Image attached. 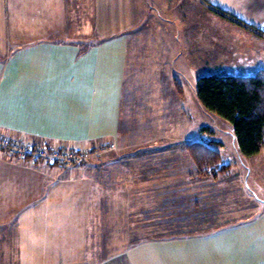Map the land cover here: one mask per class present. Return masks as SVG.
<instances>
[{
    "label": "crops",
    "instance_id": "1",
    "mask_svg": "<svg viewBox=\"0 0 264 264\" xmlns=\"http://www.w3.org/2000/svg\"><path fill=\"white\" fill-rule=\"evenodd\" d=\"M196 1L200 22L192 19L189 2L172 0L156 4L167 19H152V27L109 33L90 0L91 32L74 33L64 26L78 25L77 9L88 10L89 0H0V134L88 151L106 142L118 150L111 168L136 171L128 179L108 173L96 181L100 189L84 192L79 185L89 179L77 177L75 167L19 161L0 149V264H264V199L247 185L264 149L242 156L228 133L238 165L198 178L183 145L206 139L194 116L202 107L194 92L188 98L193 108L185 111L187 94L177 79L182 71L171 61L182 57L199 71L207 56H245L238 47L264 51V0H222L224 11L204 0L224 19L210 18V25ZM125 16L123 25L139 24ZM223 22L257 36L216 33ZM205 26L213 32L204 33ZM218 40L234 43L230 54L219 53ZM128 137L141 147L126 145ZM215 142V149H225ZM112 184L134 185L118 199L135 205L110 204L117 199L108 193ZM85 195L91 202L81 208ZM116 214L121 219L113 226L120 230L110 225ZM145 214L150 221L142 220ZM74 232H86V240Z\"/></svg>",
    "mask_w": 264,
    "mask_h": 264
},
{
    "label": "rangeland",
    "instance_id": "2",
    "mask_svg": "<svg viewBox=\"0 0 264 264\" xmlns=\"http://www.w3.org/2000/svg\"><path fill=\"white\" fill-rule=\"evenodd\" d=\"M80 2L82 0H76V2ZM172 0H96V4H97V10H98V14L96 15V17L98 18V20L100 21V25L102 26V28L109 32V33H118L120 32V29L122 31H124L123 29H129L127 31H131L134 30L136 27H147V25H149V27H152V25L150 24L151 22H153V20H156V17L160 18V19H167L165 12L156 4H162V3H169ZM174 3H184L186 4V2H189L190 6L192 7V19H196L199 20V22L201 20L204 19L203 11H201V9H199L193 2L196 0H173ZM222 0H214L212 3L213 5L215 4V7L221 9L222 11H224V6L220 5V2ZM196 2H198V4L200 5V7L204 8L206 11V18H208V24H211L210 18H220V16L215 15L214 13H211L209 10L211 6L208 5V3H205L204 0H197ZM134 4V7L136 8L137 14L138 16L136 18H132L131 15L129 14V7L131 4ZM90 0H89V9L86 10L87 8H85L84 10H82V8H78L77 9V16L74 17L73 14L74 12H71V16L74 17L75 19L80 18L78 21V25H65L64 27H67V29L69 31H72L74 33H82V32H91V12H90ZM79 6H83V3H79ZM222 7V8H220ZM198 10H200L198 12ZM175 12L179 13L181 11H183L182 9H175ZM76 13V12H75ZM140 14L142 16H140ZM196 14V15H195ZM64 15V14H63ZM66 15V14H65ZM125 16L126 22L128 23H132L133 21H137V23H139L138 25H123V20H122V16ZM65 17V16H64ZM63 17V18H64ZM86 17L88 19H86ZM153 19V20H152ZM82 20H84L85 22H89V25H86V23H84L82 25ZM177 21V20H176ZM175 21V24H176ZM192 22V20H191ZM190 22V25H191ZM142 23V24H141ZM209 24V25H210ZM224 25H221V29L219 31H216V33H221L223 36H227V35H235L238 34V36H241L242 34H246L249 35L252 34L254 36H257V32L251 31L250 29H241L240 27H227V23L223 22ZM190 25L188 26V24L183 28V30L187 31L188 27L190 28ZM182 29V25L180 23V25H177ZM100 27V26H97ZM135 27V28H134ZM218 28V27H216ZM230 28V29H229ZM237 30H236V29ZM240 28V29H239ZM146 30V29H145ZM143 30V31H145ZM248 30V31H247ZM183 32V31H181ZM213 31L211 30V27H207L205 26L204 28V33L206 34H210ZM95 33H97V28L95 29ZM259 37V36H258ZM262 39H264V37H261ZM243 39V38H242ZM264 43V42H263ZM262 43V44H263ZM234 43L232 41H221L218 40L217 45L220 46V48H223L219 51V53H227L230 54L231 52L229 51L230 48H232V45ZM245 45V44H244ZM243 45V46H244ZM264 45V44H263ZM238 51H241L242 54L245 53V56L243 57H238V58H231V56L229 55V57H223L221 56H207L208 51H206V64L201 66L200 70L197 71L195 70L194 67L192 66H186L183 63V59L182 57L176 56L173 58H171V61L173 60V65L175 69L181 70L182 73H178L177 75V79L184 85V89H185V93L187 94V99L185 100V103L183 104V107L185 109V111L189 112L191 111V109L188 105L189 103V96L191 94H193L196 90V83H197V79L199 77L205 76V75H212V74H217V75H240V76H250L253 75L256 71H258L259 69H264V51H259V50H253L251 48L246 49L245 47H238ZM237 51V50H236ZM215 52V51H214ZM234 53H238V52H234ZM233 54V52H232ZM226 56V55H225ZM204 58V57H203ZM185 94V95H186ZM193 108V107H191ZM195 118H197L196 121H199V127L204 126V130L207 132L206 134V139H204V142H211V146L214 148V142L216 141V139L222 141V143L224 144L225 149L220 151V148H216L219 149V152L222 155L224 164H229L232 166H234V162H236L237 164V157H236V152L235 149L233 147V145L231 144L230 141V137L228 136V133L231 134L232 133V125L229 121L213 114V113H209L207 111H205L203 108L201 109V111L199 112L198 110H196V114L194 115ZM164 126V125H163ZM203 131V132H205ZM212 135H214V137H212ZM215 138V139H214ZM126 145H132V149H134V147L136 148H140L141 146H139L136 139L135 138H126L125 142ZM136 143V144H135ZM217 143V142H216ZM141 145V144H140ZM183 145V149H184ZM131 149V150H132ZM133 151V150H132ZM185 151V149H184ZM89 156L83 161V163L75 165L73 167H75L77 169V172H79L77 174L76 172V176L82 178V176H85L84 178L89 179L85 184H80L79 187L85 190H95V189H100V184H97V182L99 181V177H103L104 175L106 176L108 173H110V175H107V178H112L116 179V178H123V179H128L129 177H133L135 175L134 169H132L130 171V169H123V168H111L110 165H116L117 164V159L118 157L116 156V154H118V150L115 149L114 147H110V145L108 143H103L100 144L96 149L94 150H90L89 151ZM238 152V151H237ZM186 153V152H185ZM238 154H240L238 152ZM187 156V154H186ZM241 156V155H240ZM133 157V154H132ZM188 157V156H187ZM245 158V157H244ZM189 159V158H188ZM120 160V159H119ZM248 162V165L251 166V161H249L248 159H246ZM120 161H125V160H120ZM245 161V159H244ZM255 164L251 166V172L250 174L247 176V185L248 187L251 188V190L255 193L256 196L263 198L264 199V159L262 157L256 159V161H254ZM86 169H85V167ZM108 165V166H106ZM102 166H105L102 167ZM113 166V167H114ZM83 168V169H81ZM87 171L90 172V177L89 178L87 176V174L85 175V172L87 173ZM84 172V175H83ZM131 173V174H130ZM247 174L244 173V176H246ZM97 181V182H96ZM96 182V183H95ZM94 183V184H93ZM113 186L111 191L112 192H108L110 197H114L117 199L112 198V202H110V204H115V208H119L121 207L122 209L126 208V204L127 203H133V205H135V201L132 202H128L126 200L123 199H118L119 196H123L125 195V193H127V191L125 190L128 186L130 187H134V185H118V184H112ZM95 188V189H94ZM132 191V190H131ZM83 192V190H82ZM101 192V191H100ZM99 192V194H100ZM88 197V199H87ZM110 198V199H111ZM120 198V197H119ZM81 199H85L83 202L80 203L81 208H86V204L87 202H91L90 201V197L85 195V198H81ZM111 201V200H110ZM137 203V202H136ZM89 206V205H88ZM110 206V205H109ZM85 210V209H84ZM89 215L91 214V212H88ZM145 214V217H142V220L144 222H148L150 221V217ZM90 217V216H89ZM119 219H121L119 216H117L116 214V222H114L113 224H110L112 227H114L116 230H120V228L113 226L115 223L119 222ZM126 219V217H125ZM129 218H127L128 220ZM126 221V220H125ZM123 222V221H122ZM144 224V223H142ZM148 224V223H147ZM122 226H124L123 224H120ZM82 227H80L81 229ZM77 232H74L73 235H76ZM80 236L79 240H82V238L84 240H86L85 238L87 237V233H77ZM86 235V236H85ZM123 236H125L126 234H122ZM143 237L144 236H161V235H166V234H158L156 235L155 233L153 234H142ZM128 236H131V238L135 237V234H128ZM127 237V236H126ZM90 240V238H89ZM78 253H82V251H77Z\"/></svg>",
    "mask_w": 264,
    "mask_h": 264
},
{
    "label": "trees",
    "instance_id": "3",
    "mask_svg": "<svg viewBox=\"0 0 264 264\" xmlns=\"http://www.w3.org/2000/svg\"><path fill=\"white\" fill-rule=\"evenodd\" d=\"M176 87L181 93L178 84ZM195 95L205 111L231 123L237 150L242 156L254 157L264 149V69L250 76L212 74L199 77ZM210 143L194 141L184 146L200 179L215 178L229 170L221 153ZM217 145L214 142V146Z\"/></svg>",
    "mask_w": 264,
    "mask_h": 264
},
{
    "label": "built area",
    "instance_id": "4",
    "mask_svg": "<svg viewBox=\"0 0 264 264\" xmlns=\"http://www.w3.org/2000/svg\"><path fill=\"white\" fill-rule=\"evenodd\" d=\"M110 147L113 146L110 145ZM0 149L19 161L31 160L45 166H75L83 163L90 153L88 150H75L58 146H33L2 134H0Z\"/></svg>",
    "mask_w": 264,
    "mask_h": 264
}]
</instances>
